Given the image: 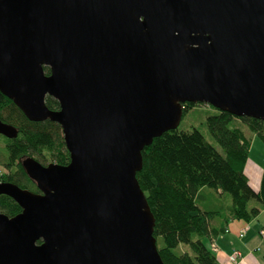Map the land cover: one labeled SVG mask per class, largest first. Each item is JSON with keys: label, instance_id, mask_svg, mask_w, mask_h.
<instances>
[{"label": "water", "instance_id": "95a60500", "mask_svg": "<svg viewBox=\"0 0 264 264\" xmlns=\"http://www.w3.org/2000/svg\"><path fill=\"white\" fill-rule=\"evenodd\" d=\"M0 91L70 153L23 160L40 192L0 181V264H165L143 150L186 103L264 122V0H0Z\"/></svg>", "mask_w": 264, "mask_h": 264}, {"label": "trees", "instance_id": "16d2710c", "mask_svg": "<svg viewBox=\"0 0 264 264\" xmlns=\"http://www.w3.org/2000/svg\"><path fill=\"white\" fill-rule=\"evenodd\" d=\"M44 70L50 73L48 67ZM46 104L50 109H59V102L52 97L46 98ZM195 105L184 104L183 116ZM0 118L18 129L16 138L0 135L6 155V171L0 173V181L40 192L28 177L23 160L35 155L32 158L42 164L53 159L68 165L70 153L61 126L51 120L30 121L1 91ZM235 119L264 142L262 120L238 118L218 110L208 116L207 127L222 153L196 128L167 131L143 150V167L137 179L155 217L154 236L165 264H219L205 241H215L231 220L250 223L264 210V166L261 186L256 191L245 174L252 140L240 127H230ZM204 189L210 199L201 206L204 199L198 202L197 197ZM222 197L228 198V205L220 203ZM21 210L11 197L0 196L1 212L13 217Z\"/></svg>", "mask_w": 264, "mask_h": 264}, {"label": "rangeland", "instance_id": "374dc122", "mask_svg": "<svg viewBox=\"0 0 264 264\" xmlns=\"http://www.w3.org/2000/svg\"><path fill=\"white\" fill-rule=\"evenodd\" d=\"M218 112V109L213 107L210 104L206 103H199L192 108H190L182 117V120L180 122V125L178 127V130L180 131H191L193 129L200 130L207 141L212 143L219 152H223L222 147L215 141V139L210 134L208 127H207V118L210 115L216 114ZM240 127L245 131V133L251 138L252 140V149L250 152V158L252 161L256 162L257 164L260 163L262 166H264V142H262L259 137L253 133H251L248 129V127L239 121L238 119H235L231 122L230 127ZM32 157H35V155H31ZM36 158V157H35ZM6 161V155L3 151V144L0 143V173L6 171V167L4 166V162ZM43 164H48L50 162H55L53 159H49L47 161H42ZM212 200V199H211ZM207 200H204L200 202L199 204L201 206H205V203ZM220 203L223 206L228 205L229 201L228 198L222 197L220 198ZM250 226V230L248 233L245 234V238L242 240H248L253 241L254 244H258L260 247V251L258 252V258L261 259L260 264H264V237L260 234V228H262L264 224V211L254 220H252ZM260 229V230H259ZM252 237L255 238L252 239ZM206 246L210 248V243L208 241H205Z\"/></svg>", "mask_w": 264, "mask_h": 264}, {"label": "crops", "instance_id": "0c3cea01", "mask_svg": "<svg viewBox=\"0 0 264 264\" xmlns=\"http://www.w3.org/2000/svg\"><path fill=\"white\" fill-rule=\"evenodd\" d=\"M252 149V145L250 148V152ZM245 174L249 179V183L256 190L259 191L261 186V180L263 175V166L260 163H256L251 160L249 157L246 165H245ZM208 191L205 189L199 193L197 197L198 202L202 199L208 200L210 196L207 195ZM208 196V197H207ZM207 202L205 204H207ZM264 211V210H263ZM262 211V212H263ZM261 212V213H262ZM219 226V223H218ZM251 223H247L243 220H231L228 223L227 230L220 234L216 239L215 243L217 244L219 251L216 253L219 264H235L229 261V256L235 251H240L244 255V259L236 264H260L261 259L258 258V252L260 251V247L258 244H254L253 241L242 240L245 238L240 237V233L242 230L246 229V233L250 230ZM229 228V229H228ZM261 229V228H260ZM259 229V230H260ZM245 233V234H246ZM252 239L255 240L254 237ZM259 248V249H258Z\"/></svg>", "mask_w": 264, "mask_h": 264}, {"label": "built area", "instance_id": "2783aa9c", "mask_svg": "<svg viewBox=\"0 0 264 264\" xmlns=\"http://www.w3.org/2000/svg\"><path fill=\"white\" fill-rule=\"evenodd\" d=\"M246 231H247L246 229L242 230L240 233V237H243L245 235ZM260 234L264 237V229L260 230ZM210 248L214 253H217L219 251V248H218L217 244L215 243V241L210 243ZM243 259H244V255L240 251H235L234 253H232L229 256V261L232 263H235V264L239 263Z\"/></svg>", "mask_w": 264, "mask_h": 264}, {"label": "bare ground", "instance_id": "6f19581e", "mask_svg": "<svg viewBox=\"0 0 264 264\" xmlns=\"http://www.w3.org/2000/svg\"><path fill=\"white\" fill-rule=\"evenodd\" d=\"M0 135H1V134H0ZM4 137H5V136H4ZM6 138H7V137H6ZM69 155H70V154H69ZM69 162H70V161H69ZM61 164H62V163H61ZM68 164H69V163H68ZM62 165H63V164H62ZM66 165H67V164H66ZM10 182H11V181H10ZM228 229H229V228H228ZM216 240H217V239H216ZM212 241H214V239H213ZM212 241H211V242H212ZM215 242H216V241H215ZM215 254H216V253H215Z\"/></svg>", "mask_w": 264, "mask_h": 264}]
</instances>
